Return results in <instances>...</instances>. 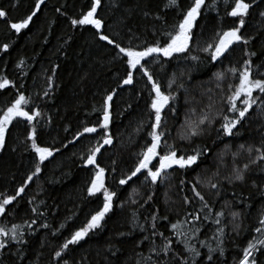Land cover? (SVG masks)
Here are the masks:
<instances>
[{
    "label": "trees",
    "instance_id": "1",
    "mask_svg": "<svg viewBox=\"0 0 264 264\" xmlns=\"http://www.w3.org/2000/svg\"><path fill=\"white\" fill-rule=\"evenodd\" d=\"M36 2L0 0V10L7 13L0 18V78L10 82L0 89V117L21 94L28 101L24 109L33 115L40 113L32 121L15 118L0 147V202L16 196L0 214V227L9 232L8 237H0L6 244L0 249V264H64L65 261L143 264L142 257L171 259V254L157 258L150 252L151 241L156 245L164 242L161 236L152 235L154 231L172 240L173 250L179 253L178 260L187 258L191 264L193 254L184 251V245L178 243L183 237L178 238L171 228L173 223L185 219L188 221L185 228L200 227L191 239L200 252L195 257L196 264H239L248 243L254 237L264 238L255 231L264 227L259 222L264 215V161L251 162L258 155L255 149L264 145V110L258 101L234 129L232 137H224L220 131L218 138L221 123L218 117L233 116L227 111L226 97L231 95L229 86L238 85L239 81L238 76L234 78L228 72L230 67L243 70L244 62L251 60L253 77L264 79L260 75L264 73V0H245L250 7L240 34L249 42L233 44L218 61L212 62L210 52L203 49L216 42L217 33L239 27L240 17L228 15L235 0L227 3L205 0L188 53L174 54L171 59L160 57V63L151 62V57L142 61L162 90L178 97L170 102L175 114L168 107L162 113L164 123L160 130H168L164 139L175 144L178 155L193 154V148L206 152L198 167L174 166L168 170L169 178L156 185L144 182L142 174L126 185L119 183L136 166L137 154L151 142L154 93L147 77L138 71H133V84H123L126 72L132 71L125 63L126 57L118 55L119 50L99 36L108 35L121 46L135 50H143L158 41L163 44L166 33L173 31L194 0H177L176 7H170L169 0H100L94 18L103 21L101 29L71 23L73 19H82L95 0H44L28 28L16 33L11 23L21 22L31 14ZM4 45H8L7 50ZM191 56L199 59L194 61ZM218 72L226 74L223 80L214 75ZM173 78L175 83L169 89L168 82ZM113 92L110 124L104 130L101 128L103 108L106 97ZM242 99L237 101L240 107H243ZM204 114L214 123L203 125L201 135L191 142L181 140L178 133L185 131L181 126ZM85 127H96L97 131L77 139ZM33 128L38 146L48 147L53 155L40 164V174L29 182L27 177L39 163L28 138ZM105 131L113 143L101 148L97 163L105 169L106 188L116 193L112 208L101 227L64 250V242L103 207V190L91 196L88 193L97 169L95 165H87L86 158L93 148L103 144L101 137ZM226 144L230 145L227 150ZM240 144L245 145V150L236 157V166L241 171L245 164L249 166L243 181L235 179L233 170L232 154ZM248 146L254 149L251 156L246 151ZM210 183H217L218 188H211ZM193 185L211 210H201L202 202L195 195ZM22 186L25 190L17 196ZM149 195L152 200L145 203ZM225 202H229L224 209L226 215L220 217L221 223L217 225L216 213ZM233 211L240 213L235 220L231 217ZM134 213L138 225L135 229ZM206 213L208 220H204ZM153 215L160 217L155 221V229ZM193 215H199L200 220H193ZM15 225L19 226L18 239L12 240L11 230ZM219 228H223V234L217 231ZM146 236L149 239H144ZM200 241H206L214 249L212 260H208V247H201ZM57 251L61 252L60 257L55 255ZM254 257L257 264H264V248L254 252Z\"/></svg>",
    "mask_w": 264,
    "mask_h": 264
},
{
    "label": "snow or ice",
    "instance_id": "2",
    "mask_svg": "<svg viewBox=\"0 0 264 264\" xmlns=\"http://www.w3.org/2000/svg\"><path fill=\"white\" fill-rule=\"evenodd\" d=\"M44 3V0H37L35 4V10L31 12L25 19L21 22H13L11 23V28L15 30L16 33H19L22 29L28 28L30 22L33 20V17L36 16L37 12L40 10L41 5ZM227 3V0H226ZM205 4V0H194L193 5L187 10L186 14L183 16V19L173 27V31L166 33V40L163 44L159 41L152 46H147L143 50H135L132 47H123L120 43H117L114 39H111L108 35L101 34L99 36L100 40L106 41L110 45H114L116 49H118V55L123 54L126 57V65L132 71L126 72V78L123 79L124 85L133 84L134 76L133 71L141 72L143 76L147 77L148 82L151 83V92L154 93V97L151 100V109L154 112V123L151 125L152 131L149 133L151 137V142L146 144L145 147L137 154L138 160L134 169L127 175L126 178L120 179L119 183L121 185L128 184L129 181L133 180L134 177H138V174L144 175V182L150 183L151 185H156L157 183L163 184L170 176L169 169H173L174 166H178L180 169H191L193 166H199L201 162V158L206 155V152L202 148H193V154H181L178 155L177 148L175 144H169L166 139H164L166 132L168 130H160L162 124L164 123V116L162 113L166 107L169 108V111L175 114L176 109L170 106V102L178 99L177 96L171 94V92H165L161 88V84L159 81L155 80L151 71L146 66V63H142V61H147L149 57L153 58L151 62L160 63V57H165L171 59L174 54L178 53H188L190 51V44L194 40L193 28L195 26V22L200 15V11L202 6ZM100 5V0H95L90 11L87 12L86 15L83 16L82 19H73L71 23L73 25H93L96 29H101L103 26V21L101 19L94 18L96 14L97 7ZM170 7L178 6L177 0H169ZM250 4L246 3L245 0H235L234 7L228 13V15L232 17H240L239 27H233L227 31H223L217 33V40L214 44H208L207 47L203 49L205 52H210V59L212 62H216L219 58L223 57L225 53H227L231 46L236 43H244L247 44L249 41L245 39L240 34V28L244 26V17L248 14ZM7 13L4 10H0V18L6 17ZM264 15V13H262ZM8 45H4V49L7 50ZM249 55L254 56L255 53H250ZM192 60H198L199 57L191 56ZM23 63V62H21ZM228 72L232 74L234 78L238 76V85H230L229 88L231 90V95L226 97L227 100V111L233 113V116L230 118L227 115H220L218 118L220 119V130H218V138L220 137V131H222L224 137H232L234 135V129L237 128L246 117V115L253 109L254 105H257V102H260L261 110H264V79L254 78L253 77V69L251 60L245 61L243 70H239L236 67H230ZM218 80H223L225 77V73L218 72L214 74ZM261 76H264V73H260ZM175 76V74H173ZM9 81L4 78H0V89H3L9 85ZM175 83V79H170L167 87L169 89L172 88V85ZM179 87H183L181 84ZM219 87V85H218ZM258 92L259 95H254V93ZM47 94V93H45ZM115 93L109 94L105 100V106L103 108V122L101 124V128L107 130L110 124V104L113 100V96ZM243 107H240L237 101H241ZM28 103L26 97L21 94L15 100L11 107L7 109L2 117H0V147H3L5 140V133L7 131V126L12 123V121L17 117H23L27 121H32L35 116H39L40 113L37 111L34 115L30 114L29 111H25L23 105ZM191 112L194 114L195 109H192ZM188 118L186 117V121ZM214 123V120H211L207 114L201 115L197 120L187 122L185 125H182L181 128L185 129L184 132L178 133L179 138L181 140H186L191 142L192 139L196 136L201 135L203 128L202 126L208 124L209 126ZM97 131L96 127H85L83 132L79 133V136H83L85 133H95ZM32 141V149L39 157V163L35 167V170L31 175L27 177V180L32 181L33 177L38 176L41 172L40 164H42L45 160L53 155V151L48 147L38 146L36 141L35 129L33 128L32 133L28 137ZM103 140V144H99V146L93 148L90 151V154L86 158L87 165H95L97 171H95L94 178L91 180V185L88 188L89 195H95L96 193L101 192L103 190V207L99 211H97L94 215L91 216V219L88 220L85 226L81 227L79 230L75 231V233L71 236L70 239H67L62 248L67 250L69 245L78 244L81 240L87 237L90 231H93L99 227H101V222L104 220L106 214L112 208V201L115 197L116 193L109 191L105 186V169L100 167L97 163V154L100 152L101 148L104 145H111L113 143L112 137L110 134L105 131V135L101 137ZM67 145H65L66 147ZM230 145H225V150L229 149ZM245 150V145L240 144L239 149L236 153H233V170L235 172V179L238 181L244 180V171L248 169V165H244V170L241 171L236 166V157L240 155V152ZM253 147L248 146L246 151L251 156L253 152ZM58 151V149H57ZM255 151L258 153L257 157L253 159L251 162L253 164L257 163V161H264V145L260 148H256ZM222 160L223 157L221 156ZM156 161V163H153ZM217 175L219 173L217 172ZM228 179L229 177H225ZM199 181L197 180V183ZM183 183V182H182ZM210 187L213 189L218 188L217 183H210ZM25 190V186L19 188L16 195H20ZM193 191L195 195L202 202V209L209 208L210 206L205 201V198L199 191H196V186L193 185ZM16 199V196H8L0 202V214L5 212V206L12 203L13 200ZM152 200V195L147 197L148 201ZM187 201V198H185ZM135 203V201H133ZM229 206V202H225L224 205L221 206V210L216 213V219L214 223L219 225L221 223L220 217H224L226 215L224 209ZM211 210V209H210ZM35 211V209H34ZM192 215V214H189ZM240 213L231 212V217L233 220ZM160 217L153 215V228L155 229V221ZM193 220H200L199 215H193ZM163 219H167V217H163ZM209 216L206 213L204 215V220H208ZM260 224L264 226V215H262L260 219ZM188 223L187 219L184 221H177L171 225V228L175 231V235L179 237H183L182 240H178V243H182L184 245V251L191 252L193 254V259L191 264H196L195 257L200 256V252L197 248H195L191 244V239L195 233L200 231L199 226L193 225L190 228H185L184 225ZM133 229H135L138 225L136 223V214H133ZM141 231H144L143 226H139ZM18 225L13 226L11 232V239H18ZM220 234H223V228L217 229ZM257 233H260L264 236V227H257L255 229ZM123 235V234H122ZM153 236L159 235L163 238V243L161 245H156L155 241H151L150 252L155 253V256L159 258L162 254L163 256H169L171 254V259L165 261L161 259L153 260L152 256L143 258V264H147L148 261H151V264H189V260L187 258H179V253L175 252L172 247V240L168 237H164L163 233L153 232ZM9 232L5 230V228L0 227V237H8ZM22 238V237H20ZM144 239H149V237H144ZM142 243V241H141ZM201 247H208V260H212L213 257L211 253L214 251L206 241H200ZM260 246V248L257 247ZM6 244L0 240V249H4ZM264 248V238H256L254 237L252 241L248 243L247 248L243 250V257L239 261V264H257V260L254 257V252L260 251V249ZM220 253L223 255V248H220ZM115 254V253H113ZM57 257L61 256V252L57 251L55 253ZM251 258V259H250ZM64 264H68L67 261ZM138 264H141L138 261Z\"/></svg>",
    "mask_w": 264,
    "mask_h": 264
},
{
    "label": "rangeland",
    "instance_id": "3",
    "mask_svg": "<svg viewBox=\"0 0 264 264\" xmlns=\"http://www.w3.org/2000/svg\"><path fill=\"white\" fill-rule=\"evenodd\" d=\"M109 104L111 105V102H109ZM11 106H12V105H11ZM11 106H10V107H11ZM24 110H25V109H24ZM25 111H26V110H25ZM8 126H9V125H8ZM8 126H7V128H8Z\"/></svg>",
    "mask_w": 264,
    "mask_h": 264
}]
</instances>
